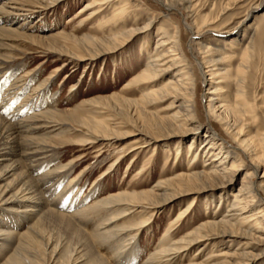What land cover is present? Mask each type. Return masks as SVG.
Returning <instances> with one entry per match:
<instances>
[{
  "label": "rangeland",
  "instance_id": "rangeland-1",
  "mask_svg": "<svg viewBox=\"0 0 264 264\" xmlns=\"http://www.w3.org/2000/svg\"><path fill=\"white\" fill-rule=\"evenodd\" d=\"M8 1L0 0V3ZM93 1L59 0L53 4L43 2V5L32 8L29 14L18 12L19 15H8L6 19L9 21L12 19V22L7 26L14 27L20 33L42 36V39L38 42L40 44L33 45L28 40L15 37L13 52L0 50V55L8 57L7 64L3 69L0 68V117L12 126L14 135L20 139L19 143L24 136L31 139L51 134L49 137H54L59 132H61L59 138L62 140L73 141L81 138L79 133H67L66 124L57 127L58 129H51L47 125L43 126L42 121L36 120L29 122L28 128L21 129L22 124L19 123L20 127H18L16 123L35 114L73 111L79 109L85 101L97 98L101 99L99 106L90 108L91 111L87 116L95 119L107 118L108 125L120 135L121 141L113 145L98 142L92 146L82 147L67 143L54 149L53 154H41V157L38 154L36 157L28 158V161H26L27 157L18 153L20 154L18 159L22 162L25 173L34 182L46 208L53 209L66 217L74 216L77 222L72 221L73 226L80 228L88 238L104 222L102 220L105 213L100 211L98 215L93 209L97 202L121 192L147 191L160 181L185 174L192 169H202L201 166L204 164L202 161L204 159L199 153L197 158L191 161V156L187 153L191 140L189 135L171 137L167 141L159 139L155 149L152 146L142 148V141L136 143L139 139L137 131L148 129L149 124L153 123L157 117L171 118L174 115L172 109L165 111L171 102L170 97L164 98V101L163 99L158 102L153 100L149 105L144 106L142 112L146 116L142 112L139 113L141 108H137L134 112L135 108H127L122 101V99L138 100L144 93L146 84L133 85L131 82L143 71L149 54H152L155 43L161 36V29L169 35L175 29H179L180 48L191 68L195 82V114L198 120L195 124L200 125V129L192 150L199 152L202 149L203 135L208 126L204 93L209 88V77H203L198 62L204 56L211 55L214 60H219L220 69L229 76L226 80L227 84L222 87L221 98L229 103L233 99L235 88L229 83L233 82L237 74L238 65L241 63L242 54L248 46L247 41L250 37H252L254 54L244 74L243 99L247 107L253 110L252 113L246 114L245 132L252 136L264 133V0H190L192 8L179 6L168 10L158 0H113L108 7L104 6L100 9L97 8L99 3L94 4L91 7L94 12L105 10L102 13L90 15L91 11L88 9L86 11L85 7L90 6ZM118 6L127 11L126 16L122 22L113 24L111 18L114 10L119 8ZM103 20H111V22L104 25ZM147 21H151V30L147 34L143 35L142 31L137 32L136 37L132 38L124 48L115 53L101 55L96 60L80 63L74 60L69 63L65 57L56 54L45 56L42 49V46L50 40L57 39L59 43L61 42V38L56 34L69 35L73 38L83 36L102 38L114 33L118 27L130 30L141 27ZM69 46L65 45L67 49H75ZM199 46L204 47L203 52L208 53L203 55L202 51L199 52ZM170 77V72L161 74L160 86ZM18 106H22L21 109L27 107L25 111H22L23 116L21 112L15 114L14 110ZM97 111H100V115L95 116ZM179 117L180 119L176 121L183 119L181 115ZM214 126L215 143H218L225 135L216 124ZM31 128L35 130L29 131ZM152 132L155 135L156 131ZM225 139L226 147L234 146L228 137ZM178 146L179 154L176 155L175 148ZM35 148L36 146H33L26 151L30 153L35 151ZM20 150L24 151V148ZM38 152H40L39 149ZM191 162L193 164L190 166ZM261 170L258 172L256 181L261 176ZM243 173L242 170L238 171L235 176L232 175V181L224 185L220 183L221 178L217 177L215 184L219 185L212 191H198L195 193L196 196H178L175 201H172L177 203L160 210L154 219L152 218L148 225L137 233L134 240L130 242L131 236L125 239L124 245H129L120 253L122 264H126L125 262L145 264L144 262L155 252L160 239L162 240L165 236L168 226L170 228L178 211L193 197H197L193 210H189L190 212L188 211L183 218L176 219L177 223H174L170 230L168 238L171 242L192 232L210 220L214 214L218 217L223 216L228 203L224 202L221 206H217L219 202L217 197L223 195L230 200L243 184ZM257 208L255 206L252 210L256 211ZM82 210H88L87 214L83 215ZM133 215L121 221L138 219L137 212ZM26 228L27 226L24 225L21 231H25ZM227 240L217 243L216 248L212 250L214 253L211 261L216 258L214 264L223 261L225 258L221 256L224 254L239 252L234 250L239 246V242H244L238 238L232 243ZM93 242L96 253L104 258L107 264H118L119 260L113 253L118 243L113 242L112 238L104 244L95 240ZM130 244L136 245L137 253L134 257L129 254ZM258 244L254 248L256 246L260 249L264 248V243ZM196 248L193 247L183 257L168 264L188 262L194 254L199 252H194ZM210 248V245L206 246L198 256L208 257L205 253H209ZM127 259L129 260L126 261ZM257 264H264V254Z\"/></svg>",
  "mask_w": 264,
  "mask_h": 264
},
{
  "label": "bare ground",
  "instance_id": "bare-ground-1",
  "mask_svg": "<svg viewBox=\"0 0 264 264\" xmlns=\"http://www.w3.org/2000/svg\"><path fill=\"white\" fill-rule=\"evenodd\" d=\"M38 1L9 0L7 3H0V50L13 52L15 37L28 40L33 45L40 44L38 42L42 36L20 33L14 27L7 26L11 24L12 19L10 21L6 19L10 14L12 16L19 15L18 12L29 14L32 8L43 5V2L44 4L45 2L53 4L59 0ZM158 1L166 10L179 6L187 9L192 8L190 0ZM97 3H99L97 8L100 9L104 6L108 7L113 3V0H94L90 6L85 7V10L91 11L90 15L102 13L105 9H101L97 13L92 10L91 7ZM126 12L123 7L116 8L111 18V20L113 19L112 23L122 22ZM111 20H103V24L110 23ZM150 22L147 21L141 27L130 30L118 27L114 33L109 32L110 35L102 38L89 36L73 38L69 35L56 34L61 38L60 43L54 38L56 40L51 41L49 39L48 43L45 42L46 45L43 44L44 46H42L41 44V46L45 56L56 54L65 57L69 63L74 60L79 63L92 61L101 55L115 53L124 48L132 38L136 37L137 32L142 31L143 35L147 34L151 30ZM160 31L162 32L161 36L157 39L152 54H149L148 62L143 71L131 82L133 85L146 84L144 93L138 100L122 99V101L127 108H135L133 109L134 112L137 108H141L139 111L141 113L143 107L149 105L153 100L158 102L163 99L164 101V98L170 97L171 102L165 111L172 109L174 115L171 118L157 117L153 123L149 124L148 129H143L141 132L137 131L139 139L136 143L142 141V148L152 146L155 149L159 139L167 141L171 137L189 135L191 140L188 144L187 153L190 154L191 161L197 158L198 153L203 157L202 169H192L185 174L165 179L144 192H121L97 202L93 209L97 211V214L100 211L105 213L102 220L104 222L88 238L80 228L73 226L72 221L77 222L74 216L66 217L53 211V209L46 208V204L40 197L34 182L25 173L23 164L18 158L21 154L27 157L26 161H28V158L31 159L38 154L40 157L41 154H53L54 149H58L67 143L85 147L95 145L98 142L112 145L120 142V135L108 125L109 120H106L107 118L95 119L87 116L91 111L90 108L99 106L101 99L87 100L88 102L85 101L79 109L73 111H64L65 113L58 114L55 112L35 114L16 123L18 127L22 124L21 129L28 128L29 122L36 120L42 121L43 126L47 125L51 129L66 124L67 133L81 134V138L73 141L62 140L59 138L61 135L59 132L54 137H49L51 134L31 139L24 136L19 143L20 139L14 135L12 126L0 117V264H107L104 258L96 253L93 240L104 244L108 242L109 238L118 243L116 244L118 245L117 249L113 253L119 260L118 264H122L120 253L124 247L129 245H124L125 239L131 236L130 242L134 240L137 233L147 226L160 210L177 203H172V201H175L178 196H196L195 193L198 191H212L215 186L219 185L215 184L217 177L221 178L220 183L224 185L232 181L231 178L241 170L244 172L242 175L243 184L231 196V199L228 200L223 195L217 197L219 201L217 206H221V203L224 202L228 203L223 216L218 217L214 214L210 220L192 232L186 233L179 240L171 242L168 236L174 223H177L175 222L176 219L183 218L197 201V197L191 198L187 201V205L178 211L170 228L168 226L165 236L162 240L160 239L155 252L144 263L168 264L183 257L193 247H197L194 250V252L199 251L197 254H194L188 262H178V264H210L211 262L214 264L216 258L211 261V257L214 253L212 250L216 248L215 245L224 239H228L227 241L232 243L237 238L244 241L239 242V246L234 250L239 252H233L230 255L224 254L221 257L225 259L217 264H257L260 257L263 256L264 248L260 249L257 246L258 243H264V133L252 136L245 132L246 114L252 113L253 108H248L243 99L244 74L247 70V64L254 54L252 37L247 41L248 46L242 54L237 74L232 80L233 82L229 83L235 87L233 99L229 103L224 102L221 98L222 87L227 84L226 80L229 76L220 69L219 60H214L211 55L204 56L198 62L203 77H209V88L204 93V108L208 126L203 135L204 146H201L202 149L199 152H195L192 148L195 145V138L200 125L195 124L198 120L195 114V82L192 71L180 48L179 29H175L171 35L164 29ZM65 45H70L69 47L75 49H67ZM204 49L202 46L198 47L199 52L202 51V54L206 55L208 52H203ZM206 50L208 51V49ZM7 58V56L0 55V68L3 69L7 64ZM168 72L171 75L170 79L160 86L159 76ZM21 107L15 108V114L21 112V116H23L22 111H25L27 107L24 109ZM99 112H95V116L100 115ZM142 114L146 116L144 112ZM179 115L183 119L176 121L180 119ZM214 124L222 130L225 137H228L234 146L226 147L224 144L226 142L225 137H222L220 142L215 143L216 130ZM34 130L31 128L29 131ZM152 131H156L155 135ZM22 146L24 151L20 150L23 149ZM33 146H36L35 151L27 153L26 150H30ZM178 149L179 146L175 148L176 155L179 154ZM19 152L20 154H18ZM210 152L211 156H209ZM192 162L189 163L190 166L193 164ZM259 170H261V176L256 181ZM255 206L258 207L256 211L252 210ZM75 207L77 208V206ZM86 211L88 210H82L83 215L87 214ZM136 212L138 219H131L128 222L121 221L124 218L133 217ZM24 225L27 228L25 231H21ZM208 245L211 246L209 253H205L208 257L200 258L198 254ZM255 245H257L256 248H254ZM130 248L129 254L134 257L137 253L136 245L130 244ZM181 261H183L182 258ZM125 263L127 264V262Z\"/></svg>",
  "mask_w": 264,
  "mask_h": 264
}]
</instances>
